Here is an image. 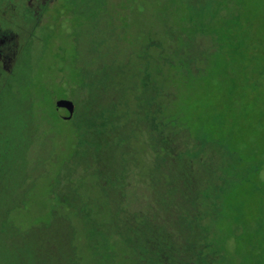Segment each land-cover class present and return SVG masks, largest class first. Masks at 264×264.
<instances>
[{
	"label": "rangeland",
	"instance_id": "rangeland-1",
	"mask_svg": "<svg viewBox=\"0 0 264 264\" xmlns=\"http://www.w3.org/2000/svg\"><path fill=\"white\" fill-rule=\"evenodd\" d=\"M51 23L0 89V264H154L145 239L175 235L195 193L218 205L204 235L253 226L223 263L252 264L264 0H63Z\"/></svg>",
	"mask_w": 264,
	"mask_h": 264
},
{
	"label": "trees",
	"instance_id": "trees-1",
	"mask_svg": "<svg viewBox=\"0 0 264 264\" xmlns=\"http://www.w3.org/2000/svg\"><path fill=\"white\" fill-rule=\"evenodd\" d=\"M70 122L72 123V121ZM70 122H64V124L67 125ZM220 188V186L216 188L218 197L222 194V189ZM209 200H211L210 195L195 193L194 202H191V206L187 205L188 208L184 210L186 216L177 215L175 218L174 231L176 234L172 236L166 227L161 226V231L165 234L164 237H168L164 238L156 248H153L156 244L152 245V240L146 238L145 244H148L150 249H147L145 256L153 255L154 264H223L228 256L227 250L230 248L228 244L230 242L234 245L242 243V237L246 235L248 227L252 229L253 226L249 225L248 221L235 219L232 222L226 218V221H223L215 217L213 218V227L209 228V231L213 232L212 234L214 235H204L202 232L204 227L202 228V222L199 219L201 217L199 215L204 209L208 213H215L218 210L217 204H213L210 207L207 206ZM233 223L235 225L244 223V234L242 230V233L238 231L241 228L232 230ZM150 227L149 225L148 228L150 229ZM136 230L143 231L144 228L138 226ZM254 231L248 234L249 241L247 243L252 254L250 256L252 264H264V230L261 232L258 227H255ZM131 232L133 233V231ZM135 241L137 242V240Z\"/></svg>",
	"mask_w": 264,
	"mask_h": 264
},
{
	"label": "flooded vegetation",
	"instance_id": "flooded-vegetation-1",
	"mask_svg": "<svg viewBox=\"0 0 264 264\" xmlns=\"http://www.w3.org/2000/svg\"><path fill=\"white\" fill-rule=\"evenodd\" d=\"M62 8L63 0H0V89L23 52L43 43L40 32L59 22Z\"/></svg>",
	"mask_w": 264,
	"mask_h": 264
},
{
	"label": "water",
	"instance_id": "water-1",
	"mask_svg": "<svg viewBox=\"0 0 264 264\" xmlns=\"http://www.w3.org/2000/svg\"><path fill=\"white\" fill-rule=\"evenodd\" d=\"M57 115L65 122H69L73 120L76 106L73 101H66V100H58L55 103Z\"/></svg>",
	"mask_w": 264,
	"mask_h": 264
}]
</instances>
